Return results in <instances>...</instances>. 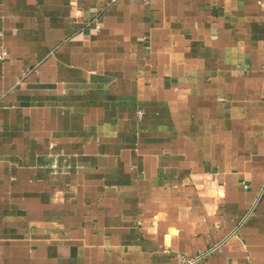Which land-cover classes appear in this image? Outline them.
I'll list each match as a JSON object with an SVG mask.
<instances>
[{
    "label": "crops",
    "instance_id": "obj_1",
    "mask_svg": "<svg viewBox=\"0 0 264 264\" xmlns=\"http://www.w3.org/2000/svg\"><path fill=\"white\" fill-rule=\"evenodd\" d=\"M264 264V0H0V264Z\"/></svg>",
    "mask_w": 264,
    "mask_h": 264
},
{
    "label": "built area",
    "instance_id": "obj_2",
    "mask_svg": "<svg viewBox=\"0 0 264 264\" xmlns=\"http://www.w3.org/2000/svg\"><path fill=\"white\" fill-rule=\"evenodd\" d=\"M196 262H197V259H194V260L189 261L188 264H194Z\"/></svg>",
    "mask_w": 264,
    "mask_h": 264
}]
</instances>
